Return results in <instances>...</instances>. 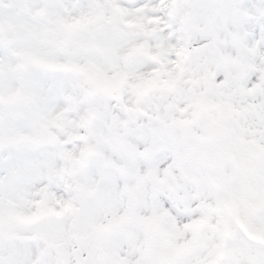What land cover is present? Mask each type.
<instances>
[{
    "label": "snow or ice",
    "instance_id": "snow-or-ice-1",
    "mask_svg": "<svg viewBox=\"0 0 264 264\" xmlns=\"http://www.w3.org/2000/svg\"><path fill=\"white\" fill-rule=\"evenodd\" d=\"M0 264H264V0H0Z\"/></svg>",
    "mask_w": 264,
    "mask_h": 264
}]
</instances>
